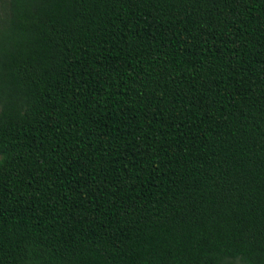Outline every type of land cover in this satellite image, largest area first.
Returning a JSON list of instances; mask_svg holds the SVG:
<instances>
[{"label":"trees","instance_id":"trees-1","mask_svg":"<svg viewBox=\"0 0 264 264\" xmlns=\"http://www.w3.org/2000/svg\"><path fill=\"white\" fill-rule=\"evenodd\" d=\"M0 264H264V0H0Z\"/></svg>","mask_w":264,"mask_h":264}]
</instances>
